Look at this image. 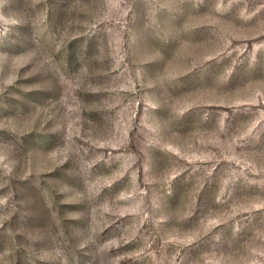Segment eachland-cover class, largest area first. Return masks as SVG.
<instances>
[{
  "label": "rangeland",
  "instance_id": "rangeland-1",
  "mask_svg": "<svg viewBox=\"0 0 264 264\" xmlns=\"http://www.w3.org/2000/svg\"><path fill=\"white\" fill-rule=\"evenodd\" d=\"M0 264H264V0H0Z\"/></svg>",
  "mask_w": 264,
  "mask_h": 264
}]
</instances>
